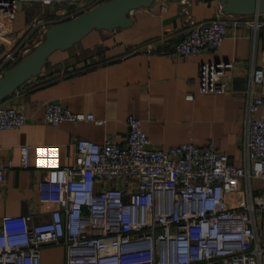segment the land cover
Here are the masks:
<instances>
[{
	"label": "built area",
	"instance_id": "obj_1",
	"mask_svg": "<svg viewBox=\"0 0 264 264\" xmlns=\"http://www.w3.org/2000/svg\"><path fill=\"white\" fill-rule=\"evenodd\" d=\"M105 1L0 0V43L9 46L0 61V77L45 39L50 26ZM22 3L42 11L18 36L13 25ZM227 26L221 17L191 22L173 53L187 58L216 53ZM231 68V62H202L199 92L228 93ZM263 83L264 69L254 68L246 91L244 166L231 163L212 140L205 146L154 148L143 120L133 115L127 119L130 132L124 144L77 140L75 163L56 168L40 183L39 202L56 206L49 219L0 218V264H41L43 247L50 244L65 246L66 264H264V229L253 216L257 209L264 212ZM26 121L23 112L0 103V133L19 129ZM65 121L104 124L93 114L46 104L44 122L59 127ZM30 151L20 147L24 168L29 167ZM52 152L50 146L44 149L46 166ZM5 175L0 165V184ZM245 179H260L263 192L248 191L244 207L232 208L229 196L239 192Z\"/></svg>",
	"mask_w": 264,
	"mask_h": 264
},
{
	"label": "crops",
	"instance_id": "obj_2",
	"mask_svg": "<svg viewBox=\"0 0 264 264\" xmlns=\"http://www.w3.org/2000/svg\"><path fill=\"white\" fill-rule=\"evenodd\" d=\"M41 11L39 6L22 3L14 33L22 35ZM131 16L134 24L129 28L95 30L72 49L55 52L40 76L2 102L23 112L27 121L19 129L0 133V165L6 172L0 184V218L49 219L56 206L39 202L40 183L52 177L56 168L75 163L79 139L124 144L130 115L143 120L154 148L182 143L205 146L212 140L231 163L245 165L246 91L252 70L264 69V15L257 19L225 13L220 0H157ZM218 17L228 25L218 52L188 58L173 53L191 22L208 23ZM8 49L0 43V61ZM207 61L232 63L227 72L228 93L199 92L200 65ZM260 90L264 92V83ZM49 102L73 113L93 114L104 124L65 121L52 126L44 122ZM21 146L31 149L27 168L22 167ZM49 146L52 162L46 166L43 153ZM248 191L262 194L261 180H243L239 192L229 196V206L244 207L250 199ZM253 216L264 229V212L257 209ZM51 245L43 247L41 264H66L65 246Z\"/></svg>",
	"mask_w": 264,
	"mask_h": 264
},
{
	"label": "water",
	"instance_id": "obj_3",
	"mask_svg": "<svg viewBox=\"0 0 264 264\" xmlns=\"http://www.w3.org/2000/svg\"><path fill=\"white\" fill-rule=\"evenodd\" d=\"M156 1L107 0L74 19L53 24L45 39L0 77V103L32 78L40 76L55 52L72 49L95 30L113 32L131 27L134 24L132 12L148 8ZM220 3L223 12L231 15H264V0H220Z\"/></svg>",
	"mask_w": 264,
	"mask_h": 264
},
{
	"label": "rangeland",
	"instance_id": "obj_4",
	"mask_svg": "<svg viewBox=\"0 0 264 264\" xmlns=\"http://www.w3.org/2000/svg\"><path fill=\"white\" fill-rule=\"evenodd\" d=\"M50 247H51V248H53L54 246H53V245H51ZM44 250H45V248H44ZM43 252H44V251H43Z\"/></svg>",
	"mask_w": 264,
	"mask_h": 264
}]
</instances>
